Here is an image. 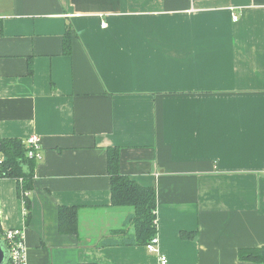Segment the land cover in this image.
<instances>
[{
	"label": "crops",
	"instance_id": "0c3cea01",
	"mask_svg": "<svg viewBox=\"0 0 264 264\" xmlns=\"http://www.w3.org/2000/svg\"><path fill=\"white\" fill-rule=\"evenodd\" d=\"M31 135L28 209L0 178L28 264H260L237 251L264 245V0H0V137ZM111 147L156 189L157 252L100 246L134 233L111 205Z\"/></svg>",
	"mask_w": 264,
	"mask_h": 264
},
{
	"label": "trees",
	"instance_id": "16d2710c",
	"mask_svg": "<svg viewBox=\"0 0 264 264\" xmlns=\"http://www.w3.org/2000/svg\"><path fill=\"white\" fill-rule=\"evenodd\" d=\"M69 30L63 36V52H70ZM0 151L3 161L0 165V176L16 180L17 192L23 200L26 209L29 208V195L34 177L33 168L36 160L27 156L28 147L25 141L18 138H1ZM107 170L110 176L111 205L115 207H130L132 212L127 215L124 224H131L133 234H124V228L113 230V233L122 232L121 241L103 240L101 245L124 244L146 245L156 235V189L154 186H143L128 175L119 172V148L107 149ZM28 216V214H27ZM58 226L67 233L77 232V209L74 207L59 208ZM0 240L3 241V229L0 225ZM4 243V242H3ZM240 261H249L264 264V245L242 248L237 251ZM9 264V262H8ZM77 264H97L93 262Z\"/></svg>",
	"mask_w": 264,
	"mask_h": 264
},
{
	"label": "built area",
	"instance_id": "2783aa9c",
	"mask_svg": "<svg viewBox=\"0 0 264 264\" xmlns=\"http://www.w3.org/2000/svg\"><path fill=\"white\" fill-rule=\"evenodd\" d=\"M233 18L236 20L237 15H234ZM104 23H101V26L104 27ZM28 151L27 156L33 158L34 160H40L42 155L40 151V140L37 135L29 136L25 141ZM3 161V155L0 151V165ZM0 178H2L0 176ZM25 195H29L28 191H25ZM3 242L9 252V264H28L26 258V247L24 242V235L21 229H6L3 230ZM157 235L153 236L150 241L145 245V248L148 252L153 253L157 252ZM167 258L164 255L159 256L158 264H165Z\"/></svg>",
	"mask_w": 264,
	"mask_h": 264
},
{
	"label": "water",
	"instance_id": "95a60500",
	"mask_svg": "<svg viewBox=\"0 0 264 264\" xmlns=\"http://www.w3.org/2000/svg\"><path fill=\"white\" fill-rule=\"evenodd\" d=\"M9 252L3 241L0 240V264H8Z\"/></svg>",
	"mask_w": 264,
	"mask_h": 264
}]
</instances>
